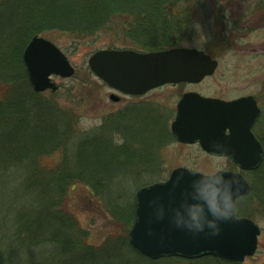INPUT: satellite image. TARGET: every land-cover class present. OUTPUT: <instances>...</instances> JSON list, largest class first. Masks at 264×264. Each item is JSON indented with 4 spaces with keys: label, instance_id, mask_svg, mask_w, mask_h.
I'll return each mask as SVG.
<instances>
[{
    "label": "trees",
    "instance_id": "obj_1",
    "mask_svg": "<svg viewBox=\"0 0 264 264\" xmlns=\"http://www.w3.org/2000/svg\"><path fill=\"white\" fill-rule=\"evenodd\" d=\"M32 2L46 8L49 19L42 22L44 29L23 27L16 36L18 41L7 40L0 49V264H133L127 249L141 255L127 240L134 203L125 184L140 183L137 177L142 174L149 178L159 174L163 161L151 153L164 142L158 144L156 138L147 148L150 151H144L139 142L130 140L131 126L125 117L144 108L139 105L108 117L98 131H78L76 109L62 108L57 93L47 98L33 92L22 53L26 39L55 30L69 33L79 42L116 32L131 41L129 47L142 51L162 50L168 47L165 43L176 46L178 42L168 41L175 31L166 7L173 1ZM72 91L66 90L67 94ZM148 120L154 123L152 117ZM166 121L161 116V122L166 125ZM163 132L166 142L167 128ZM115 137L122 143H116ZM230 169L235 170L233 164ZM244 176L252 192L239 200L240 214L264 221V162ZM80 187L86 191L83 210L109 215L107 220L114 226L99 245L92 243L91 232L83 228L73 209ZM209 259L214 260L199 261ZM174 260L183 261H165Z\"/></svg>",
    "mask_w": 264,
    "mask_h": 264
},
{
    "label": "water",
    "instance_id": "obj_2",
    "mask_svg": "<svg viewBox=\"0 0 264 264\" xmlns=\"http://www.w3.org/2000/svg\"><path fill=\"white\" fill-rule=\"evenodd\" d=\"M22 61L30 86L35 93L57 87L51 77L69 79L75 69L67 57L51 42L34 36L26 46ZM88 67L96 78L110 89L123 95L141 96L150 90L167 85L200 83L214 74L217 62L194 49H171L141 53L132 50H100L88 60ZM110 101L119 98L110 95ZM260 111L253 98L233 102L185 94L178 104V113L172 132L178 142L199 143L201 148L215 156L227 157L240 171L257 170L264 156L263 148L252 133ZM229 130V135L225 131ZM218 141V152L209 146ZM242 189L236 200L250 194L251 187L240 173ZM180 177L185 183L194 177L184 168L172 171L165 182L139 189L134 197V223L128 235L133 249L144 257L156 261L166 258L198 260L214 257L230 263H243L255 255L260 228L251 220L239 218L222 222L217 235L192 236L180 230L169 229L165 222L155 217L163 204L166 214L175 206L176 195L170 192L172 182Z\"/></svg>",
    "mask_w": 264,
    "mask_h": 264
},
{
    "label": "rangeland",
    "instance_id": "obj_3",
    "mask_svg": "<svg viewBox=\"0 0 264 264\" xmlns=\"http://www.w3.org/2000/svg\"><path fill=\"white\" fill-rule=\"evenodd\" d=\"M3 1L0 4V49H2V46L6 47L5 42L7 40L16 38L14 42L18 41L16 36L20 32H23V27L43 30L44 26H46L42 23L47 18V14H45L46 8L43 5L41 6L40 3L36 5L32 0ZM147 25L146 27H148ZM210 26L205 31L203 28H193L188 32H175V34L170 36L168 41L178 42V46H176L179 48L197 49L205 52L218 62L215 73L196 85L186 86L185 84H180L177 87L168 86L154 91L142 97V100H136L138 101L137 103L140 102L139 106L143 105L142 107L144 108L142 110L130 111L125 117V122L131 126L127 124L130 127V140L139 142L140 150L150 151L147 148L156 138L158 144L161 141L164 142L151 153L156 155V160L163 161L159 174L155 177L152 175L153 178H149L147 174H142L137 177V180H141L140 183L138 181L137 183L131 181V183L125 184L127 185L126 194L133 203L134 195L139 189L166 181L170 173L177 168L207 170L214 164L220 163L227 171H237L230 169L228 160L209 157L198 146L185 147L172 141L168 127L174 119L177 101L187 91L196 92L206 98H218L223 101L249 95L257 98L262 113L259 123L255 128V133L264 145V55L260 51L264 48V30L253 34L248 41L241 42L235 37L225 40V37L217 36L219 34L216 32L217 27H214L212 24ZM38 35L57 46L75 68L76 73L72 78L63 80L53 77V82L58 87L56 91L57 98H59L58 104L62 108H74L79 113L78 131H98L104 127L103 123L105 119L136 105V101L125 99L120 94L110 90L90 72L88 67V60L96 51L131 49L128 46L131 41L116 32L99 34L96 39L80 42L74 36L64 31H41ZM32 38L26 39V45ZM166 44L168 45L167 48L176 47L173 43ZM245 44L258 48V55L255 57L244 56L239 49ZM66 90L73 91L67 94ZM49 94L46 93L45 96L48 98ZM111 94L119 96V102H111L109 100ZM63 97H69L71 100L66 101ZM163 109L165 112H163ZM163 113L167 114L166 125L161 122ZM149 116L154 120L153 124H149ZM166 126L170 139L165 142V132L163 131L166 129ZM151 133H156V135L154 136ZM114 139L116 143H122L120 137H115ZM138 154L134 155L138 156ZM142 157L140 156V158ZM136 184L137 186H135ZM85 195V189L80 187L76 190L74 196L76 201H73V209L83 228L91 232L92 243L99 245L104 241L108 233L114 230V226L110 225L108 221L110 220L109 215L105 217L104 215L96 214L94 211L87 213L83 210L84 204L82 199ZM241 202L239 200L236 202V215L239 218L247 219V217L240 214V210H243L240 205ZM252 221L261 229V234L258 238V249L255 256L247 259L243 264H264V221L261 219ZM127 257L133 264L135 262L137 264H223L216 262L217 259L216 261H214L215 259H209L208 261L174 260L175 262L173 263L160 260L157 263H151L146 258L135 254L129 249H127Z\"/></svg>",
    "mask_w": 264,
    "mask_h": 264
},
{
    "label": "clouds",
    "instance_id": "obj_4",
    "mask_svg": "<svg viewBox=\"0 0 264 264\" xmlns=\"http://www.w3.org/2000/svg\"><path fill=\"white\" fill-rule=\"evenodd\" d=\"M220 147V142L214 141L208 150L226 155V150L217 151ZM261 155L264 156V153ZM188 171L194 178L188 183H185L183 177L172 182L170 192L177 197L175 206L166 214L161 204L155 221H166L169 229L180 230L192 236L217 235L222 222L236 218V198L241 193V179L229 173L220 163L207 170Z\"/></svg>",
    "mask_w": 264,
    "mask_h": 264
},
{
    "label": "flooded vegetation",
    "instance_id": "obj_5",
    "mask_svg": "<svg viewBox=\"0 0 264 264\" xmlns=\"http://www.w3.org/2000/svg\"><path fill=\"white\" fill-rule=\"evenodd\" d=\"M173 1L172 5L166 7L169 11V20L170 24L173 26L175 32H188L193 28H200L205 31L210 28V24L214 25L216 28L217 36L225 37V40L235 37L241 42L248 41L249 38L257 33L258 31L264 30V0H171ZM240 52L243 53L244 56H257L259 51L256 47H250V45H243L242 48L239 49ZM262 55H264V48L261 50ZM207 79V78H206ZM186 86H191L189 84H185ZM178 85H173L172 87H177ZM168 87V86H165ZM165 87L159 88L163 89ZM157 89V90H159ZM153 90L146 95L157 91ZM187 93H196L192 91H187L181 95L179 100L175 106L174 119L177 115V104L181 100L184 94ZM144 95V96H146ZM142 96V97H144ZM142 97H124L129 100H142ZM252 97L260 109V116L257 123L252 128V133L255 138L261 143L264 148L263 143L261 142L258 135L255 133V128L259 123L261 118V108L259 106V101L254 96H246ZM241 98H245V96L239 97L237 99L225 100V101H234ZM136 105L140 104L137 103ZM141 105L140 107H142ZM147 108V106H146ZM163 112L165 110L163 109ZM167 114L163 113V116ZM173 119V120H174ZM167 128V127H166ZM168 130L171 133V124L168 127ZM226 134H229V131L226 130ZM171 139L175 144L180 146H198V144L190 145V144H181L178 143L173 135L171 134ZM170 139V138H169ZM200 148V147H199ZM206 154V153H205ZM209 157H214L209 154H206ZM225 160H229L227 158H223Z\"/></svg>",
    "mask_w": 264,
    "mask_h": 264
}]
</instances>
